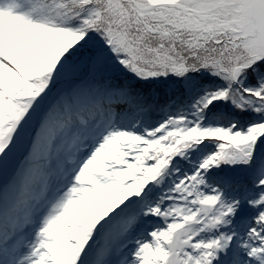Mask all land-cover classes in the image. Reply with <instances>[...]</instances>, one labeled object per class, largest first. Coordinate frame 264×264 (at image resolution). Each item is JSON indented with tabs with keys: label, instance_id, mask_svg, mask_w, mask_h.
<instances>
[{
	"label": "snow or ice",
	"instance_id": "snow-or-ice-1",
	"mask_svg": "<svg viewBox=\"0 0 264 264\" xmlns=\"http://www.w3.org/2000/svg\"><path fill=\"white\" fill-rule=\"evenodd\" d=\"M0 264H264V0H0Z\"/></svg>",
	"mask_w": 264,
	"mask_h": 264
}]
</instances>
